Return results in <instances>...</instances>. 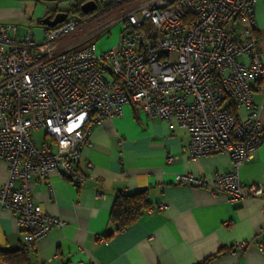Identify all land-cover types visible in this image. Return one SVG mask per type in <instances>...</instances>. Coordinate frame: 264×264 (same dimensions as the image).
<instances>
[{
    "label": "built area",
    "instance_id": "obj_1",
    "mask_svg": "<svg viewBox=\"0 0 264 264\" xmlns=\"http://www.w3.org/2000/svg\"><path fill=\"white\" fill-rule=\"evenodd\" d=\"M256 1L98 0L99 13L121 8L98 32L122 22L116 45L99 51L92 41L57 45L89 19L67 16L45 26L39 40L29 31L18 37L14 24H0V162L8 170L0 206L15 214L28 251L62 225L33 201L32 178L55 172L83 185L86 177L76 162L92 128L120 115L127 103L147 119L184 129L190 160L227 155L232 169L216 174L211 191L224 193L229 203L258 199L264 210V185L243 186L239 175L264 142L252 99L264 79ZM232 107L245 114H234ZM40 130L43 141L37 143L34 133ZM175 179L207 185L192 174ZM246 245L237 241L232 247L242 251Z\"/></svg>",
    "mask_w": 264,
    "mask_h": 264
},
{
    "label": "crops",
    "instance_id": "obj_2",
    "mask_svg": "<svg viewBox=\"0 0 264 264\" xmlns=\"http://www.w3.org/2000/svg\"><path fill=\"white\" fill-rule=\"evenodd\" d=\"M60 1L66 0H0V24H14L18 37L29 31L39 40L45 29L39 20L52 15ZM108 20L84 34L65 35L58 48L92 41L97 51L103 50L97 39L106 33L98 30ZM255 20L264 61V0L255 2ZM119 33L107 48L116 45ZM252 99L264 130V79L257 82ZM235 113L245 114L242 109ZM187 143V132L174 122L147 119L137 106L124 104L120 115L94 125L82 147L76 165L86 177L83 185L55 172L32 178L33 201L62 220L35 241L33 251L26 249L15 214L0 206V252L9 255V260L0 258V264H264V246H258L264 244L261 202L246 198L229 203L224 193L214 194L211 181L231 170V161L222 153L192 161ZM186 174L203 177L207 185L175 179ZM239 175L243 186L264 185V142L241 164ZM7 177V166L0 162V186ZM143 189L150 208L116 230L109 213L117 193ZM237 241L247 243L242 251L233 250Z\"/></svg>",
    "mask_w": 264,
    "mask_h": 264
},
{
    "label": "trees",
    "instance_id": "obj_3",
    "mask_svg": "<svg viewBox=\"0 0 264 264\" xmlns=\"http://www.w3.org/2000/svg\"><path fill=\"white\" fill-rule=\"evenodd\" d=\"M76 1L77 2L69 9L65 10L68 15L73 13L78 15L81 20H85L89 19L100 11L99 9H96L88 13H82L80 10L81 0ZM57 11L59 10H54L52 15ZM39 23H41V20H39ZM229 104L232 106L231 102H229ZM232 111L235 114V108L232 107ZM148 208H150V201L148 199V191L146 189L132 193L119 191L109 213L110 225H113L116 230L125 228L128 225L134 223ZM0 258L9 260V255H7V253L0 252ZM206 261L207 260L199 264H206Z\"/></svg>",
    "mask_w": 264,
    "mask_h": 264
},
{
    "label": "rangeland",
    "instance_id": "obj_4",
    "mask_svg": "<svg viewBox=\"0 0 264 264\" xmlns=\"http://www.w3.org/2000/svg\"><path fill=\"white\" fill-rule=\"evenodd\" d=\"M96 3L98 0H94ZM77 1L76 0H66L65 2H57L55 5L56 9L60 10V11H65L67 9H69L73 4H75ZM98 7L100 8V4L98 3ZM121 8H114L112 10H109L106 13H103V16L98 17V18H89V21H87L86 23H83V25L78 26V28L76 30H74L72 32L73 33H80L84 34L86 30L94 27L95 25H101V23L103 21H106L107 19L108 22L111 21L112 19H114L120 12ZM102 12H100L99 14H101ZM98 15H96L97 17ZM68 17H72V18H76V19H80V17L76 14H69ZM107 22V23H108ZM122 27V22H117L111 26H109L108 28L104 29L102 31V33H106L104 34L105 36L100 37L97 39V47H101L102 49H107L108 46H110L111 44H113L118 36L119 31L121 30ZM109 33V34H107ZM34 138L36 140L37 143H41L43 141V131H39V132H35L34 133Z\"/></svg>",
    "mask_w": 264,
    "mask_h": 264
},
{
    "label": "water",
    "instance_id": "obj_5",
    "mask_svg": "<svg viewBox=\"0 0 264 264\" xmlns=\"http://www.w3.org/2000/svg\"><path fill=\"white\" fill-rule=\"evenodd\" d=\"M97 8V4L94 0H87L80 4V10L82 13H88L94 11ZM68 14L66 11H57L53 15H46L41 19V23L47 27H54L57 24L63 22L67 18Z\"/></svg>",
    "mask_w": 264,
    "mask_h": 264
},
{
    "label": "flooded vegetation",
    "instance_id": "obj_6",
    "mask_svg": "<svg viewBox=\"0 0 264 264\" xmlns=\"http://www.w3.org/2000/svg\"><path fill=\"white\" fill-rule=\"evenodd\" d=\"M85 1H87V0H81L80 4H82V3L85 2Z\"/></svg>",
    "mask_w": 264,
    "mask_h": 264
}]
</instances>
